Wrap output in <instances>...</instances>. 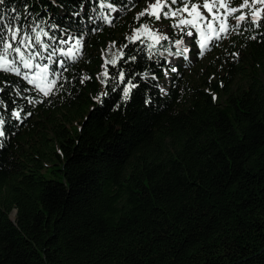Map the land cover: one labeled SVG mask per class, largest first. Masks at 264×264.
Listing matches in <instances>:
<instances>
[{
	"label": "trees",
	"instance_id": "1",
	"mask_svg": "<svg viewBox=\"0 0 264 264\" xmlns=\"http://www.w3.org/2000/svg\"><path fill=\"white\" fill-rule=\"evenodd\" d=\"M110 2L117 11L100 0L0 4L5 24L35 17L83 40L47 98L0 73V264H264V26L211 47L197 81L180 35L162 30L169 40L149 55V36L126 39L149 23L135 19L136 0ZM121 48L108 72L137 85L128 100L100 76Z\"/></svg>",
	"mask_w": 264,
	"mask_h": 264
},
{
	"label": "snow or ice",
	"instance_id": "2",
	"mask_svg": "<svg viewBox=\"0 0 264 264\" xmlns=\"http://www.w3.org/2000/svg\"><path fill=\"white\" fill-rule=\"evenodd\" d=\"M4 0H0L3 4ZM233 0H152L148 5L136 14L135 19L140 21L141 18H148L149 23H140L138 27L133 29V34L126 37L128 42L144 43L145 35L149 36L152 43L147 44L149 55L161 41H168L169 36L162 34L160 30L155 29L151 25V21H160L163 17L171 22V27L183 32L190 39L195 40L199 51V57L204 56L206 50H211L212 46H218V42L228 38L231 32L239 34L241 26L248 24L253 30L264 26V0H241L238 6H232ZM99 8L101 10L108 9L109 12L117 11L116 6L110 0H100ZM15 11V9H14ZM18 15L14 19H18ZM100 19L111 24L112 20L103 11L100 12ZM234 20L235 24L230 23ZM46 21L36 22L33 17V25L29 28L19 24H13L9 21L3 23V17L0 16V73L14 74L17 77H22L29 85L41 93L43 97L51 96L58 88L63 85L58 82L66 77H63V71H67L65 66L68 61L75 62L81 54L83 48L82 38L75 37H59L50 35L42 24ZM52 28L58 27L51 25ZM195 30V31H193ZM247 30V29H246ZM54 41L60 45H68L69 40H74V43L68 47H54ZM256 40V36L249 37ZM184 43L182 38L175 39L174 44L179 48ZM115 46V42L111 47ZM111 47L108 51H111ZM127 44L123 46L126 48ZM123 48L113 54V58L109 60L104 58L102 65L104 71L100 73L102 84H107L109 79L118 87L123 84V99L128 100L131 90L137 87L132 83L131 79L125 81V72L120 69L114 76H109L108 65L116 67L118 60L123 59ZM165 51H169L165 49ZM188 48L183 49L187 53ZM47 53V55H44ZM233 56H238L239 53H232ZM58 57H64L60 59ZM136 56L128 57V60L135 61ZM26 70V71H25ZM175 71V69H172ZM91 79L90 76H83L80 83ZM118 82V83H117ZM115 90V87L113 88ZM163 91V90H162ZM107 93H101L95 99L101 102V97ZM215 100L216 97L213 96ZM32 101H30L31 103ZM31 115V113H27ZM12 116L17 120L22 119L20 110H13ZM5 120L0 117V138L5 137ZM0 143V147H2Z\"/></svg>",
	"mask_w": 264,
	"mask_h": 264
},
{
	"label": "rangeland",
	"instance_id": "3",
	"mask_svg": "<svg viewBox=\"0 0 264 264\" xmlns=\"http://www.w3.org/2000/svg\"><path fill=\"white\" fill-rule=\"evenodd\" d=\"M150 2H152V0H136L135 7H134L135 14L139 13ZM240 3H241V0H233L232 6H238ZM151 25L153 28L160 30V32L162 30L164 31V30H167V28H170V29H173L178 35H180V38H182L184 40V43L181 44V46L183 48H185V47L188 48L186 59H188V61H190V65H192V67H187L186 70H189L191 72L192 78L199 81L200 77L204 76L203 73L201 72V70L204 69L206 67V65L209 63L210 59H212L213 55L210 53L211 50H206L204 56L199 57L197 55V52L199 51V49H198V46L196 44V41L190 39L183 32H180L178 29L172 28L171 22L168 19L162 18L160 21H153L151 23ZM193 31H195V30H193ZM226 39H223V40L218 42V46H222L221 49H224L223 42ZM212 47H215V46H212ZM189 50H191V51H189ZM176 60L177 59H173L172 62H174Z\"/></svg>",
	"mask_w": 264,
	"mask_h": 264
},
{
	"label": "water",
	"instance_id": "4",
	"mask_svg": "<svg viewBox=\"0 0 264 264\" xmlns=\"http://www.w3.org/2000/svg\"><path fill=\"white\" fill-rule=\"evenodd\" d=\"M14 217V213L12 214V218Z\"/></svg>",
	"mask_w": 264,
	"mask_h": 264
}]
</instances>
